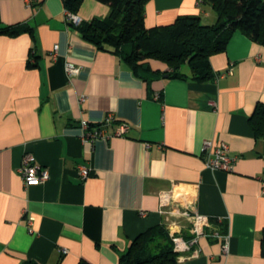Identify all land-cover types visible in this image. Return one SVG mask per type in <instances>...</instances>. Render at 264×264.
<instances>
[{"label":"crops","instance_id":"1","mask_svg":"<svg viewBox=\"0 0 264 264\" xmlns=\"http://www.w3.org/2000/svg\"><path fill=\"white\" fill-rule=\"evenodd\" d=\"M144 10L147 27L184 14L216 21L198 0H147ZM65 11L62 0H0V25L32 31L0 34V264H119L140 232L180 223V214L160 211L158 197L168 191L176 199L177 189L182 203L221 218L229 244L224 252L221 240L200 236L197 253L175 264H264V133L257 136L249 121L264 101V45L235 30L209 58L213 79L144 81L119 54L82 38ZM108 11L83 0L76 13L90 20ZM66 60L80 67L71 78ZM109 114L106 133L126 122L124 134L83 137ZM205 140L227 144L231 171L204 165ZM25 152L47 167L43 183L24 185L18 168ZM80 165L90 169L85 179ZM29 215L37 233L27 230ZM182 232L190 236L183 224Z\"/></svg>","mask_w":264,"mask_h":264},{"label":"trees","instance_id":"2","mask_svg":"<svg viewBox=\"0 0 264 264\" xmlns=\"http://www.w3.org/2000/svg\"><path fill=\"white\" fill-rule=\"evenodd\" d=\"M66 10L77 12L83 0H62ZM109 6L103 17L82 20L74 25L81 37L98 48L117 53L144 81L167 74V77L189 76L199 82L213 79L209 58L224 51L235 30L264 45V0H198L216 14L214 23H204L199 15L184 14L174 21L147 27L144 6L147 0H99ZM31 29L27 26L0 25V34L15 36ZM126 47H129L126 49ZM167 66L162 71L150 61ZM187 65L190 74L183 71ZM250 126L259 136L264 133V101H258L249 117ZM213 227L225 230L223 222L210 219ZM209 228L205 232H209ZM185 238L190 236L182 232ZM208 238H213L208 236ZM264 254V233L261 236ZM178 253L164 223L154 224L140 232L119 256V264H175ZM78 264H90L80 260Z\"/></svg>","mask_w":264,"mask_h":264},{"label":"built area","instance_id":"3","mask_svg":"<svg viewBox=\"0 0 264 264\" xmlns=\"http://www.w3.org/2000/svg\"><path fill=\"white\" fill-rule=\"evenodd\" d=\"M65 18L66 21L74 25H78L82 22V18L77 13L69 10L65 11ZM57 48L58 45H54L52 54L54 58L57 53ZM64 68L70 78L78 74L80 71V67L70 60L65 61ZM112 119V115L109 114L100 124L93 127L90 132L84 134L83 137L91 140L99 137L107 138L111 135H122L128 130V123L121 122L117 129L113 132L106 133L105 128L111 123ZM80 126L85 130L89 127V124L86 120H81ZM202 154L204 158V165L207 168L220 169L224 171H231L233 169L235 157L229 154L228 146L224 142L214 145L211 141L205 140L202 147ZM18 173L25 186L40 184L49 178V171L47 167L37 163L34 156L29 152H25L22 156ZM79 173L81 177L85 179L89 176L90 169L84 165H80ZM260 184L261 192L264 194V172L261 174ZM158 197L161 212H168L169 214H182L190 225L191 235L189 238H185L182 235V225L179 221H170L166 225L169 231V236L173 242V249L178 253V259L184 258L187 254L195 255L197 253V250L193 247L197 243L200 236H211L213 238H217L222 242L223 251L225 252L228 249L229 234L226 232L222 233L217 229V227H213L210 218L206 215L200 214L193 201L182 203L180 200L172 198V193L168 191H161ZM33 220V215H29L27 217V230L32 234L37 233V230L32 227ZM220 221L221 218H217V222ZM206 228L210 229L209 232H205ZM61 251L64 253L67 250L62 249Z\"/></svg>","mask_w":264,"mask_h":264},{"label":"rangeland","instance_id":"4","mask_svg":"<svg viewBox=\"0 0 264 264\" xmlns=\"http://www.w3.org/2000/svg\"><path fill=\"white\" fill-rule=\"evenodd\" d=\"M180 193V190L179 189H177L176 191H175V194H174V197L176 198V199H178V200H181L182 201V197H181V195L179 196V195H177L176 193ZM181 194V193H180ZM180 216H182V218H180V223H181V225L183 224L184 225V227L185 226H187L188 227V232H189V234L191 235V231H190V225H189V223L187 222V220L185 219V217L181 214ZM186 223V224H185Z\"/></svg>","mask_w":264,"mask_h":264},{"label":"water","instance_id":"5","mask_svg":"<svg viewBox=\"0 0 264 264\" xmlns=\"http://www.w3.org/2000/svg\"><path fill=\"white\" fill-rule=\"evenodd\" d=\"M164 76H167V74H165Z\"/></svg>","mask_w":264,"mask_h":264}]
</instances>
